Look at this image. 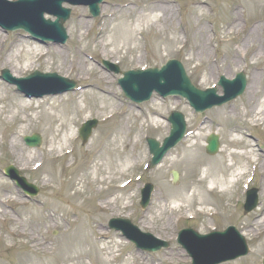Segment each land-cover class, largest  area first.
Returning <instances> with one entry per match:
<instances>
[{"label":"rangeland","instance_id":"1","mask_svg":"<svg viewBox=\"0 0 264 264\" xmlns=\"http://www.w3.org/2000/svg\"><path fill=\"white\" fill-rule=\"evenodd\" d=\"M128 1L130 0H104V4L101 5V16L98 19L91 18L87 7L66 6L72 11L71 18L65 25L69 36L66 45L49 44V46H44L25 38L26 33L23 31L6 34L0 29V33L5 39L0 44V75L4 69L12 73L13 68L10 65L1 64L2 57L11 55L13 66L16 68H24L25 65L32 66L31 70L25 72L21 77H26L33 71L57 73L78 84L75 92L44 99L27 100L34 104L44 100H48L44 102L49 104L54 98L62 100L61 104L58 102L56 104L59 106L58 109L64 108L69 112L68 121H70L76 137V142L68 148V150L75 148L69 159L74 162L77 168L91 169V172L81 176L70 177V175L64 174L62 183H55L43 175L44 170L38 173L22 172L29 183L40 189L38 197L33 200L27 199L21 190L16 189L15 184L4 176L3 170L10 165L21 169L27 155L30 157L35 155L39 160H47L45 154L49 151L50 144L55 137H60L65 132L64 129L61 132L57 131L58 127L56 126L42 125L35 119L37 114L47 110V104L46 107L43 106L35 111L22 112L18 110L17 103L11 101L14 100V97L22 95L16 96V88L0 79L2 94L8 97L0 103V120L9 121L12 118L10 127L0 126V188L7 191V194L0 192V201L6 196L16 200V202H10L9 206L12 209H6L3 222H0V260L5 261V264H21V257L32 260V249L29 248L30 246L25 240L7 237L10 231L7 221L12 216L19 221L20 230H25L39 240L49 242L50 249L54 250L59 245L61 246V254L55 257L54 264L63 262L73 264L65 260V249L74 253L75 257L72 262H76V264H98V253L95 250L99 251V241L95 242V240H98L100 235L97 234L96 229L105 234V240L101 241V246L110 248L109 255H102L103 259L106 261L107 259L112 261L113 257L118 259L117 262L111 264H190V257L177 243V235L181 229L189 227L205 235L212 232L214 228L216 231H223L229 226H235L247 239L250 253L245 258L227 264H262L264 233L255 238L256 230L248 228L249 232H247L245 228L251 223L260 222L264 217V175H262V171H264V127H254L255 124H260V122L255 123V119L261 120L262 116L260 118L251 117L249 114L251 106L247 97L248 88L254 87L257 92L256 100L264 102V78L254 81V76L260 73L259 69H264V58L252 56L256 49L264 52V33L258 36L255 46L252 47L254 50L251 48L252 50L250 49L251 52L246 58L242 57L235 61L233 52L238 50L240 35L233 34V31L228 34L226 29L229 31L228 24L232 20L231 15L234 11L237 13L242 27L250 28L258 23L264 25V0H177L178 4L174 3L173 30L164 31L162 30L165 25L159 22L155 24L154 20L155 15L161 17L163 14L150 15L148 3L152 0H142L137 4L139 7L130 6L131 10L122 14L137 31L135 38L139 49L135 52L130 45H124L120 48L121 54L116 56L113 54V48L106 47L104 49L102 46V43L108 42L107 39L111 36L112 30L114 32L118 25L117 21L109 23L111 20L107 16L113 10L112 5L126 4ZM104 10L106 11L104 12ZM46 18L53 19L49 16ZM197 20L208 29L209 36L205 35V38L210 40L211 47L204 56L198 54L196 38L191 35L193 33L190 30V27L193 29ZM81 21H84L86 26L80 25ZM139 21L141 26H138ZM252 21L258 22L252 25ZM104 28L106 34L103 41L99 38L98 42L94 41V38L98 37V32H102ZM129 29H131L130 26ZM171 32L177 40H181L182 44L174 42L170 46L167 40L173 37ZM120 33L125 36L122 32ZM185 37L189 39L186 45L183 43ZM19 42H22V49L25 51H35L38 47L45 56L42 59H30L23 63L21 56H17V50L20 47L16 44ZM80 48L83 52L82 55L78 51ZM130 48L132 51L129 50ZM104 50L106 51L104 52ZM241 52L245 53L244 50ZM59 53L62 54V57ZM139 58H141L140 63H138ZM79 59L86 61L85 70L87 72L93 67L111 78L110 91L116 100H111L110 107L116 108V110L107 109L105 115L101 110L99 111L98 107L100 108L102 102L95 98L99 95L96 91L90 93L91 84L94 81L92 79L80 81L77 63ZM172 59L183 64L197 88L205 89L217 86L221 76L230 79L240 72L246 74L248 88L243 95L233 99L229 104L222 108H215L203 115L196 114L184 99L171 97L162 99L157 94H154L149 102L137 105L127 100L119 87L118 81L122 75L111 73L102 63V61H108L116 64L121 72H126L161 67L167 60ZM190 59L192 62H189ZM218 93L219 95L223 94L221 88L218 89ZM173 111L183 113L189 131L197 130L195 133L197 135L173 149L164 164L155 169H147L146 166L150 164L152 157L146 138L150 137L162 142L169 136L168 117ZM11 113L16 114L15 118L11 116ZM114 113L119 115L115 116L111 122L103 124L102 120ZM120 114L123 115L120 117ZM155 115L158 118L157 124L153 120ZM21 119H25V124H21ZM122 119L124 120L123 131L120 130ZM89 120H97L98 126L90 140L86 144H82L79 130L83 123ZM235 130H238L237 134L241 135L242 140L238 147H234L232 143L233 138H236ZM252 132L254 135L251 134ZM212 133L220 137L221 144L220 152L213 157L207 155L205 150L207 138ZM11 134L17 135L16 157L19 159L12 156L14 153L10 147ZM34 134L41 135L43 139L40 149H31L24 142L26 136ZM113 140L114 142H112ZM198 141L201 150L197 152L190 148L189 151L190 155L198 153V158L200 156V167L197 168V165L193 166L188 161L181 162L180 160H183V150L187 147L186 144L188 143L190 146ZM58 147L57 143L55 148L58 149ZM250 149H253L251 154H249ZM221 150H225L226 153H222ZM103 151H106L105 154L99 157V153ZM111 153L116 156L109 155ZM243 154L244 156L241 157ZM251 155H253L252 158H250ZM176 158L180 162L174 163L173 160ZM251 159L253 161H250ZM68 160L59 161L55 165L49 163L48 166L62 168ZM128 160L130 163H127ZM256 160L259 161V165L257 170L253 171L252 167L255 166ZM136 162L138 166L135 165ZM229 165H234L235 169L239 168L240 171L244 165H247L250 173L247 172L248 170L242 172L244 176H237L235 183L232 184L229 181L225 187L219 186L222 182L221 177H211L206 173L209 168L225 172ZM95 168L106 171L104 174H98L95 173ZM173 172L179 174L177 183L173 182ZM250 176L254 178V181L249 185V188L256 187L260 190L261 204L256 211L245 216L243 202L247 190L246 179L249 181ZM70 178H74L78 187L67 192L65 184ZM215 178L217 185H212L216 181ZM125 182L130 183L124 190H119L118 187ZM147 183L152 184L155 191L150 206L143 210L140 207L141 190ZM47 184L54 187L47 186ZM212 186L215 188L212 189ZM77 190L81 195L77 196L76 200L72 197V200L68 198ZM106 193L113 196L110 201L111 206H109L111 210L102 211L97 206L100 200H96V198L100 195L102 197ZM113 201L117 203L114 204ZM200 209L210 210L208 213L214 214L213 217L200 214L196 220L188 219L194 214H198ZM257 214L259 216H256ZM112 218L128 219L141 231L168 241L170 247L158 253L138 251L120 233L108 230V222ZM172 221V228L167 231L169 235L163 234L161 228ZM262 227H264V222ZM66 231L68 232L66 233ZM63 235L66 237L65 239L61 237ZM80 252H82L81 255H88L89 259H81L83 257H79L78 253ZM136 254L142 257L141 262L136 263L131 260ZM80 260L81 262H79Z\"/></svg>","mask_w":264,"mask_h":264},{"label":"bare ground","instance_id":"2","mask_svg":"<svg viewBox=\"0 0 264 264\" xmlns=\"http://www.w3.org/2000/svg\"><path fill=\"white\" fill-rule=\"evenodd\" d=\"M11 2H15L18 0H8ZM142 0H130L128 4L126 5H117L115 7H112L113 10L111 11L112 14H115L114 17L112 16L111 21L109 23H112L114 21L118 22V25L116 27V29L112 30L111 32V36H109V38L107 39L108 42L106 44L102 43V46L104 47V49H106V47H111L114 49V53L116 56L118 54H121V46H131L133 51H137L139 49V45L138 42L135 38V35L137 34V31L133 28V26L131 25V23L129 22L128 19H126L122 14L124 12H128L131 10L130 6L131 5H136L138 3H140ZM174 0H152L149 1L148 3V8H149V13L150 15L156 14V13H161L163 14V16H159V15H155L154 16V20H155V24L157 22L159 23H163L165 25V27L163 28L162 31L164 30H173L172 28V24L175 22V15H174V5H173ZM106 9V8H105ZM106 10H104L105 12ZM237 13L234 11L232 13V20L231 22L228 24L229 27V31L227 30V33L229 34L231 31H233V34H239L240 35V43L238 46V50L233 52V59L236 60H240L242 57H245L251 52V50L253 49L252 47L255 46L258 36L262 35V33H264V25L259 23L257 24V26H252L250 28H248L247 26L242 27L240 25V20L238 19V16L236 15ZM147 19V18H145ZM148 21H151L152 23H154L151 19H148ZM158 23V24H159ZM80 25L82 26H86V23L84 21L80 22ZM129 26L131 27V29H129ZM138 26H141L140 21ZM195 26V27H194ZM192 27H190V30L192 31L193 34H191L193 37L196 38V47L199 48V52L198 54L200 56H204L207 54V52L210 50V40L205 38V35H208V29L204 24H200L199 20H197L196 24ZM108 31V29H107ZM120 32H122L123 34H125V36H123ZM172 33V32H171ZM106 34V30L103 33L98 34V37L94 38V41L98 42V40H102L104 39ZM137 36V35H136ZM172 38L168 39L167 42L171 45H173L174 42L176 43H180L182 44L181 40H177V38H175V36L172 33ZM99 38V39H98ZM185 40L188 42L189 39ZM5 41V39L3 38L2 34L0 33V44L3 43ZM187 42H183L184 44H187ZM18 47H20L18 49L17 47V56H21V60L23 63H26L28 61L33 60V59H42L44 57V53L42 51H40L38 47H36L35 51L34 50H29V51H25L23 48V44L20 45V42L18 43ZM131 48L129 49L130 51ZM252 48V49H251ZM251 49V50H250ZM245 51V53L241 51ZM254 50V49H253ZM37 53H33L36 52ZM79 53L82 55V49L80 48ZM106 50H104L105 52ZM59 55L62 57V54L59 53ZM113 56V55H112ZM253 57L255 58H264V52H261L260 50H255L254 53L252 54ZM18 60V57H16ZM141 58L138 59V63H140ZM1 64L2 65H10L13 69H12V75L15 77H20L21 75H23L25 72L31 70L32 66L30 65H25L24 68H16L15 66H13V57L11 55H6V57H2L1 58ZM86 61L79 59L77 61L78 63V69H79V78L80 81H87L89 80V78L92 79V81H94V83L91 84V91H96L98 93L99 96H96L95 98H98L102 104L100 106V108L98 107L99 111L101 110L102 113H104L107 111V109L110 110H116V108L113 109V107L111 106L112 101L111 100H116V97L112 94V92L110 91V85L112 84V80L109 76H107L105 73H103L102 71H98L95 70L93 67L87 72L85 69L87 67V65H85ZM189 62H192V60L190 59ZM234 62V61H232ZM259 74H256V76H254V81L256 82V80L262 79L264 78V69L261 68L259 69ZM91 75V77H89ZM2 86H0V103L4 102L6 99H8L7 96H4L2 94V90H1ZM89 93V92H88ZM256 90L254 87H249L247 90V97H248V103L251 106L250 107V115L251 117L254 118H260L262 116V119H255V123L260 122L262 125H264V102H259L258 100H256L255 96L256 95ZM84 94V93H83ZM91 95V94H90ZM92 96V95H91ZM93 97V96H92ZM12 98V97H11ZM44 101H48V100H44ZM44 101L34 104V102L32 101H28L27 99H23V98H14V100H12L11 102H15L17 103V109L25 112V111H35V109H41V107L45 106L46 104ZM52 102V103H51ZM61 104L62 100H58V98H54L50 101L49 104H47V110L46 111H42L39 114L36 115V120L40 121L42 125L47 124L50 126H56L57 131L61 132L62 129H64L65 134L61 135L60 137H55V139L52 141V143L50 144V149L49 151L46 152V156H47V160L45 162V164L43 163V160H39L36 158V156H26V159L23 163V165L21 166L22 169L24 171L27 172H34V171H43V175H45L46 177H48L49 179L53 180L55 183H62L63 182V178L62 177L64 174H68L70 175V177L73 176H81L84 175L85 173L91 172L90 170L84 169V168H77L75 167V164L73 161H70V154L69 152H66L68 150V148L70 147V145L76 141L75 138V133L72 130V127L70 125V121H68V117L67 115H69V112H67L66 109L62 108V109H58L59 106H57L56 103ZM154 103V101H152ZM118 108V107H117ZM263 108V109H261ZM107 114V113H106ZM11 116L15 118L16 114L15 113H11ZM157 115H155V117H153L154 123L157 124ZM113 118V116H111V119ZM26 119V118H25ZM25 119H21V124H25ZM12 121V118L8 121L6 119H1L0 120V126H5V127H10V122ZM106 122H110L109 120H106ZM121 126H120V130L123 131V127H124V120L122 119L121 121ZM127 125V124H126ZM234 133H236V138H233V146L234 147H238L242 140H241V135L237 134L239 133L238 130H235ZM116 135V134H115ZM114 135V137H115ZM192 136V135H191ZM115 140V139H114ZM114 140L112 142H114ZM58 143L59 147L58 149L55 148V145ZM17 135L16 134H11L10 136V147L13 151V155L14 157L17 156ZM187 147H189V149H187ZM187 147L183 150V160H180L181 162H190L191 165L195 166L197 165V168L200 167V156L198 158V153L195 155H190L189 151L190 148L194 149L195 151L199 152L201 150V145L198 142H196L194 145H187ZM251 152L249 151V154L253 153L252 150L250 149ZM222 153H226L225 150H221ZM106 151H103L101 153H99V157H101L102 155L105 154ZM109 155H113L116 156L115 154L111 153ZM244 154L241 156L243 157ZM253 155L250 156V158H252ZM17 159H19V157H16ZM62 159L68 160L66 162V164L64 166H62V168H60V166H51L49 167V163L52 164H58V162ZM178 161V158L174 159L173 162H180ZM250 161H253V159H251ZM255 162H258L257 160ZM127 163H130V160L127 161ZM44 165V166H43ZM136 166H138L137 162L135 164ZM48 166V168H47ZM247 165H244L240 169H235L234 165H229L227 170L225 172H221V170H216V169H212L209 168L207 169L208 171L206 172L208 176L211 177H221L222 182L220 183L219 186H223L225 187L226 184H229V181H231V183H235L236 180L235 178L237 176H244V173L242 174V172H249L250 170L247 168ZM96 172L98 174H104L106 170L100 169V168H95ZM230 170V172H229ZM239 171V172H238ZM228 172L230 173V175L228 176ZM233 172V173H232ZM216 179V178H215ZM212 185H217V179L216 181L212 184ZM65 187L67 189V192H69L70 190H75L77 189V185L76 182L74 181V178H70V180H68L65 184ZM230 187V186H229ZM212 189H214L215 187H211ZM0 192L6 193V190H2L0 188ZM101 193V192H100ZM109 194L110 193H106L104 194L102 197L101 195L98 196L99 201V208L101 210H108L110 209L109 206H111L110 203V198H109ZM81 195V193L79 192V190H77L76 192L73 193L72 196H68V197H72L73 199L76 200V197ZM71 198V199H72ZM10 202H16V200L13 197H4V199H2V201H0V222L1 220H3V217L6 215V209H12V207L9 206ZM113 203H117L116 201H113ZM18 220L15 219L14 217H10L8 220V223L10 225V231L7 234V237L10 238H16L19 240H25V242L27 243V245L30 246V248L32 249V260L30 261L27 258H20V262L21 264H43V263H49V264H54V260L55 257L59 254H61V246L59 245L58 247H56L54 250L49 248V243H47V241L44 240H39L36 236H33L27 232H25V230H20L21 227H19L18 225ZM264 222V217L260 220V222H254L252 223V227L255 230H257L258 232L262 230V223ZM173 225V221L172 223L169 222L168 225L163 226L161 228V232L163 234L169 235V233H167V231H169V229L172 228ZM97 234H99L100 236H103L104 234L102 233L101 230H97L96 229ZM249 232V231H247ZM67 233V231H66ZM65 233V234H66ZM64 234V235H65ZM61 236L63 239H65V236ZM61 238V239H62ZM96 244V243H95ZM102 242H98V246H99V251L96 249L95 251L98 253V264H111L112 261L107 259L104 260L102 255L105 254L106 256L109 255V251L110 248L108 247H102L101 246ZM110 245V244H108ZM36 253V254H35ZM79 257H83L81 259H88L89 256L88 255H81L82 252L78 253ZM65 256H66V261H74V253L70 252L69 250L65 249ZM142 257L139 254H136L134 258H132L131 260H134V262L136 261V263L141 262ZM81 262V260L79 261ZM131 262V261H130ZM73 264H76V262H71ZM128 263V262H127ZM133 263V262H131ZM0 264H5V261L0 260Z\"/></svg>","mask_w":264,"mask_h":264},{"label":"water","instance_id":"3","mask_svg":"<svg viewBox=\"0 0 264 264\" xmlns=\"http://www.w3.org/2000/svg\"><path fill=\"white\" fill-rule=\"evenodd\" d=\"M94 13L97 12L98 10V7L97 5L94 6ZM64 20V18H61V21ZM20 27H23V25H20ZM17 28H19V25L17 26ZM56 28H57V25H56ZM60 30V29H59ZM166 70V69H165ZM136 78V81L133 83L132 85V88H133V91H132V94L129 93L128 95H131L133 98H136V96H144V93L148 90V88H150L151 86L153 88H157V84L159 85L161 80L160 79V74L158 71H155L153 73H149V74H144V75H132ZM183 77L185 78V80H182L183 83L181 84L182 85V89H184V91H177V94H182V95H185V96H188V97H192V100H199L201 102L205 101L204 99L206 97H208V95L204 94V93H201V92H198L196 91L189 83V81L186 79V77L183 75ZM50 78V75H40V74H36L34 75L32 78L28 79L27 81L30 83V82H33V80H42V81H48ZM240 78L242 80V83L244 81V77L242 75H240ZM68 84V83H66ZM70 86H72V84H69ZM244 88V84H242V87L241 89ZM222 102L224 101H220L219 104H221ZM174 118H178V115H174L173 116V119ZM171 122H173V124L175 125L174 123V120H171ZM96 126V122H92V123H89L87 126L84 127V129L82 130L81 132V135H82V138L84 140V142H86L88 140V138L90 137L91 133H92V129ZM180 127H177L175 125V129H174V132H173V135L174 137L177 139L179 137V135L184 131V123H183V127L181 129H179ZM28 143L30 144V146H39L40 145V139L38 137H33V138H30V139H27ZM172 142V141H170ZM157 145H155L156 147ZM170 146V145H169ZM153 147V146H152ZM151 148V151L152 152H155L153 151L154 148ZM218 151V140L217 139H214L211 143H210V146L208 148V152L211 153V154H214ZM24 181V180H23ZM25 182V181H24ZM30 190L32 191V193L36 194L37 193V190L36 188L32 187L30 188ZM147 190H150V188H148ZM146 200V199H145ZM145 202V201H144ZM200 238V241L202 239H205L204 237H199ZM245 252L242 253V255L246 254L247 251L246 249L244 250ZM192 252V251H191ZM195 260V264H198V258H194Z\"/></svg>","mask_w":264,"mask_h":264}]
</instances>
